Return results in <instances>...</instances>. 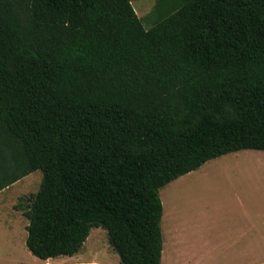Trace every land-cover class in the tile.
Returning a JSON list of instances; mask_svg holds the SVG:
<instances>
[{
  "label": "trees",
  "instance_id": "16d2710c",
  "mask_svg": "<svg viewBox=\"0 0 264 264\" xmlns=\"http://www.w3.org/2000/svg\"><path fill=\"white\" fill-rule=\"evenodd\" d=\"M0 0V192L42 172L28 250L161 264L160 189L264 151V0Z\"/></svg>",
  "mask_w": 264,
  "mask_h": 264
},
{
  "label": "crops",
  "instance_id": "0c3cea01",
  "mask_svg": "<svg viewBox=\"0 0 264 264\" xmlns=\"http://www.w3.org/2000/svg\"><path fill=\"white\" fill-rule=\"evenodd\" d=\"M230 154L234 159L247 156L246 164L251 174H247L249 183L242 184L245 185L242 189L235 185L233 187L237 188H231L230 192L207 193L204 192L206 186L215 187V180L188 177L175 180L180 182L183 191L193 186L197 192L173 196L172 201L178 203L180 209H169L167 215V201L162 203V237L163 233L167 237L161 258L164 264H264V151L243 150ZM230 165L235 166H223ZM26 177L2 190L0 198ZM224 186H232V183ZM250 187L255 190H249ZM35 195L6 205H3L4 199H0V264H104L86 258L85 243L72 257L41 260L29 251L25 243L26 227Z\"/></svg>",
  "mask_w": 264,
  "mask_h": 264
},
{
  "label": "rangeland",
  "instance_id": "374dc122",
  "mask_svg": "<svg viewBox=\"0 0 264 264\" xmlns=\"http://www.w3.org/2000/svg\"><path fill=\"white\" fill-rule=\"evenodd\" d=\"M156 0H132L131 5L134 8L136 15L141 19L143 27L145 29H150L155 21L156 16L153 14V8ZM247 152V151H244ZM240 155H243L240 154ZM245 156V154H244ZM247 156L234 159L233 154L223 156L221 158L207 162L201 169L196 172H193L190 175L183 177H188V179H213L217 182L215 187L207 185L204 192L207 193H226L230 192L231 188L235 185H238V188H243L242 184H247V174H251V169H248L250 166H247ZM234 164L235 166L225 167L223 165ZM237 164L243 166L238 167ZM246 164V165H244ZM237 180V181H235ZM42 181V172L37 171L29 176L26 179L22 180L19 184L10 188L7 192L2 194L0 199H4L3 205L12 204L13 201L18 200L19 198L28 197V195L36 194L40 188ZM247 182V183H246ZM232 186H224V184H231ZM184 187V186H183ZM182 187V188H183ZM201 187V186H200ZM249 190L254 191L255 187H250ZM197 191L192 187H188L183 191L180 187V182H173L169 185H166L159 191L161 202L167 201V210L165 211L166 215L168 210L174 211L180 209L178 203L172 201L173 196L184 195L182 193L195 194ZM161 203V204H162ZM163 205V204H162ZM165 217V216H164ZM162 230H164V219ZM166 234V233H165ZM163 233V246L167 242V237ZM108 235L105 230L101 228H94L91 230L89 238L85 242L83 251L86 255V258L89 260H98L104 264H119L118 254L113 250V248L108 244ZM161 264H164L161 261Z\"/></svg>",
  "mask_w": 264,
  "mask_h": 264
}]
</instances>
